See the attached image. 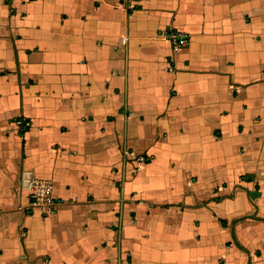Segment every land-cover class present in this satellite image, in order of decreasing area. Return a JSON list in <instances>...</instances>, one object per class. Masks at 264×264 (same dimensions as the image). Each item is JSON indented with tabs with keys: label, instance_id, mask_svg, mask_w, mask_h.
I'll return each instance as SVG.
<instances>
[{
	"label": "crops",
	"instance_id": "crops-1",
	"mask_svg": "<svg viewBox=\"0 0 264 264\" xmlns=\"http://www.w3.org/2000/svg\"><path fill=\"white\" fill-rule=\"evenodd\" d=\"M220 261L264 264V0H0V264Z\"/></svg>",
	"mask_w": 264,
	"mask_h": 264
},
{
	"label": "built area",
	"instance_id": "built-area-1",
	"mask_svg": "<svg viewBox=\"0 0 264 264\" xmlns=\"http://www.w3.org/2000/svg\"><path fill=\"white\" fill-rule=\"evenodd\" d=\"M165 39L171 44L174 51L181 50L188 45V38L185 34L179 33L175 30H168L162 34ZM16 128L17 135L23 138L30 129V120L25 117H19L12 122ZM125 156L132 157V162L135 165L134 172L136 174L141 172L143 166L147 163V157L134 156L133 153L127 152ZM33 199L34 206H39L42 209V216L47 217L52 215L59 205L57 200L51 196V185L49 182L36 181L33 183ZM222 191V188H219Z\"/></svg>",
	"mask_w": 264,
	"mask_h": 264
},
{
	"label": "rangeland",
	"instance_id": "rangeland-1",
	"mask_svg": "<svg viewBox=\"0 0 264 264\" xmlns=\"http://www.w3.org/2000/svg\"><path fill=\"white\" fill-rule=\"evenodd\" d=\"M209 229H210L211 231H215V226H214L213 223H211V224L209 225ZM215 233H216V232H215ZM217 237L222 238V235L219 233V236L217 235ZM155 238H157V239H158V242L160 243V242L163 240L164 237H163L162 235H160L159 233H157V234L155 235ZM219 264H223V263L220 261Z\"/></svg>",
	"mask_w": 264,
	"mask_h": 264
}]
</instances>
